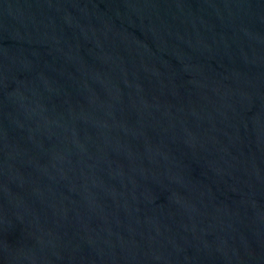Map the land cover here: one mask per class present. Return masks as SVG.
<instances>
[{
	"label": "water",
	"instance_id": "95a60500",
	"mask_svg": "<svg viewBox=\"0 0 264 264\" xmlns=\"http://www.w3.org/2000/svg\"><path fill=\"white\" fill-rule=\"evenodd\" d=\"M0 264H264V0H0Z\"/></svg>",
	"mask_w": 264,
	"mask_h": 264
}]
</instances>
